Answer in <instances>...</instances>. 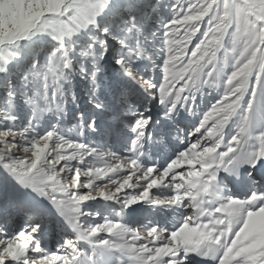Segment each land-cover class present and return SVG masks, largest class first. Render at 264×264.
<instances>
[{"label": "snow or ice", "instance_id": "obj_1", "mask_svg": "<svg viewBox=\"0 0 264 264\" xmlns=\"http://www.w3.org/2000/svg\"><path fill=\"white\" fill-rule=\"evenodd\" d=\"M0 264H264V0H0Z\"/></svg>", "mask_w": 264, "mask_h": 264}]
</instances>
